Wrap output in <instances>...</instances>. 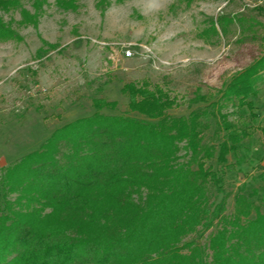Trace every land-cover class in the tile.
Listing matches in <instances>:
<instances>
[{
  "label": "trees",
  "instance_id": "16d2710c",
  "mask_svg": "<svg viewBox=\"0 0 264 264\" xmlns=\"http://www.w3.org/2000/svg\"><path fill=\"white\" fill-rule=\"evenodd\" d=\"M234 21L218 20L225 35ZM262 73L264 56L217 101L196 96L205 106L187 116L170 115L176 99L148 82L122 86L125 115L92 100L91 116L0 173V264H264V187L240 192L226 215L211 164L249 139L228 118L253 110Z\"/></svg>",
  "mask_w": 264,
  "mask_h": 264
},
{
  "label": "rangeland",
  "instance_id": "374dc122",
  "mask_svg": "<svg viewBox=\"0 0 264 264\" xmlns=\"http://www.w3.org/2000/svg\"><path fill=\"white\" fill-rule=\"evenodd\" d=\"M220 18L236 20L225 24L226 35ZM0 27V173L56 129L91 116L94 99L117 103L104 114L125 115L126 83L160 86L179 105L169 114L187 116L205 106L192 102L196 96L217 101L264 56V0H156L155 7L150 0H0ZM260 77L253 110L228 118L249 139L226 164L211 163L222 177L215 199L225 200L226 215L240 192L264 187ZM206 137L213 139V128Z\"/></svg>",
  "mask_w": 264,
  "mask_h": 264
},
{
  "label": "clouds",
  "instance_id": "9594fccd",
  "mask_svg": "<svg viewBox=\"0 0 264 264\" xmlns=\"http://www.w3.org/2000/svg\"><path fill=\"white\" fill-rule=\"evenodd\" d=\"M156 0H150V7H155Z\"/></svg>",
  "mask_w": 264,
  "mask_h": 264
},
{
  "label": "built area",
  "instance_id": "2783aa9c",
  "mask_svg": "<svg viewBox=\"0 0 264 264\" xmlns=\"http://www.w3.org/2000/svg\"><path fill=\"white\" fill-rule=\"evenodd\" d=\"M126 55H127V57H130V56H131V54H130V52H129V51L127 52V54H126Z\"/></svg>",
  "mask_w": 264,
  "mask_h": 264
}]
</instances>
